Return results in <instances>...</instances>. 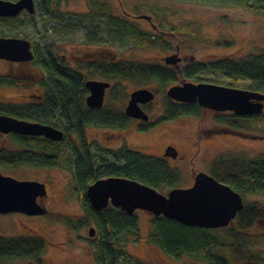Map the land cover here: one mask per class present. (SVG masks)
<instances>
[{"label":"rangeland","instance_id":"obj_1","mask_svg":"<svg viewBox=\"0 0 264 264\" xmlns=\"http://www.w3.org/2000/svg\"><path fill=\"white\" fill-rule=\"evenodd\" d=\"M97 5L107 7L106 13L100 14L93 9ZM124 11L132 16L126 17L129 20L126 19V24L122 25L126 29H120V26L112 22V15H126ZM141 14L148 15L149 18L139 17L138 15ZM132 23L151 31L155 37L161 35L162 39L172 44V48L163 50L159 46L145 47L139 45L130 36H122ZM152 23L157 26V29L152 28ZM171 25L175 30L170 29ZM169 31L173 35L168 34ZM0 35L25 37L30 41L34 54V58L26 63L0 59V74L5 77L4 85H0V101H22L27 93L43 91L39 82L42 77L39 61L48 52L59 57L64 55V62L68 65L81 63L78 62L80 60L89 61L101 57L161 63L162 56L174 50V46L177 45V51L180 54L192 57L193 62L204 64L200 72L188 79L211 80L243 87L247 84L244 78L224 76L216 69H210L207 64L225 56L261 51L264 48V11L253 12L244 6L213 5L180 0H59L57 7L48 8L47 12L36 10L34 15L30 16L22 11L13 20L9 18L6 21H0ZM194 35H197L198 39H195ZM86 36L93 38V41H87ZM212 40L228 41L230 44L215 45ZM9 77L12 80L17 79L16 83L18 79H29L32 84L30 86H22L21 83L9 84L7 80ZM94 78L109 82V87L105 90L107 95L111 86L118 87L117 100L110 104L105 96L104 105L116 109L123 108L128 93L133 88L146 86L155 93V97L147 107L148 113L156 119L163 111V97L169 82L162 85L157 81H148L137 85L131 80H121L115 84L113 80L100 76ZM54 115L49 121L64 129L65 134L63 141L52 144V148L59 154L57 156L52 151L56 155L53 157V165L0 166L3 172L16 178L36 179L43 182L47 187V196L44 201L48 204V213L32 215L23 212L0 213V235H38L43 238L45 248L55 245L68 250L69 255L66 257L60 254L56 257V251L49 248L44 254L56 259L53 264H77L74 261V255L87 253L91 242L84 238L87 236L86 231L70 232L68 228L66 230L63 227L61 221L57 220L62 217V214L72 216L84 212L81 207L82 196L75 189L74 179V157L77 149L81 147V140L77 131H67L57 113ZM197 123L196 117L192 115L159 121L145 131L135 127L134 119H131L123 129L88 123L83 127L81 138L84 144L87 141L85 146L90 155H101L106 158V163L112 162V150L121 146L162 157L159 154L161 148L165 144L173 145L181 155L176 158H163L169 166L179 172V180L175 183L177 187H185L192 182L193 167L194 170L208 172L210 160L219 154H237L248 158L264 156V113L250 122L253 124L252 128L237 130L229 128L227 131L204 137L201 140L199 154L193 155L191 152L194 144L191 140L194 139L197 142L195 136L193 137ZM0 147L9 150L22 148L8 134L0 136ZM109 149L110 152H108ZM114 164H120V162L114 161ZM162 193L165 192L162 191ZM242 197L244 202H255L258 207L259 215L249 231L258 235L255 236V241L263 249L264 256V195L244 194ZM134 213L137 215L139 237L135 234L126 237L123 231L111 236L115 246L124 245V252L115 253V264H208L187 255L177 258L165 253L159 246L145 242L144 236L149 228L151 214L142 209H135ZM72 221L75 225L76 220ZM69 225L72 224L69 223ZM58 240H65V243H55ZM82 258L88 257L80 256V259ZM255 264H264V261Z\"/></svg>","mask_w":264,"mask_h":264},{"label":"trees","instance_id":"obj_2","mask_svg":"<svg viewBox=\"0 0 264 264\" xmlns=\"http://www.w3.org/2000/svg\"><path fill=\"white\" fill-rule=\"evenodd\" d=\"M34 1L35 12L36 10L47 12L48 8L52 7L55 9L59 0H43V4H41V0ZM180 1L244 6L253 12L264 11V0ZM91 4L93 5V2ZM93 9L100 14H104L108 8L97 5ZM34 13L29 15L33 16ZM124 13L126 14L123 15L125 17L112 15V22L118 25V27L120 26V29H126L122 25L126 24V21L129 20L126 17L132 16L125 11ZM9 18L13 20L15 16H0V21H6ZM151 26L157 29V26L153 23ZM170 29H174V26L171 25ZM168 34H172L171 31ZM154 35L151 31L140 28L134 23L122 33V36H130L139 45L145 47L159 46L163 50L172 48V44L170 45V43L162 39L161 35H156V37ZM193 37L198 39L197 35ZM86 40L93 41V38L86 36ZM212 43L215 45L230 44V42L222 40H212ZM54 58L59 59L58 56L48 52L39 61V67L42 70V77L39 79V82L43 87L41 99L35 102L0 101V112L18 118L49 123L54 126L56 125L49 120L57 113L58 118L63 121L64 128L67 131H77L81 140V147L77 149L74 157V179L75 189L81 193L85 212L87 214L90 211L101 213L103 221L109 223L113 234L123 231L126 237L134 234L139 237L137 215L134 211L128 214L112 205L103 207L100 210L91 208L86 196V186L99 177L108 175L124 176L141 181L160 192L166 193L170 188L177 187L175 183L179 180V172L177 169L169 166L165 158L132 150L127 146H121L113 150V161L110 163H106L105 161L100 162L96 157L90 155L87 146H85L81 138L84 125L92 122L98 125H108L123 129L134 118L127 116L123 108H111L104 104L97 108L88 107L84 100L88 92L84 85V80L100 76L113 80L115 84L121 80H131L137 83V85L148 81H157L159 84L165 85L168 82L190 80L188 78L200 72L204 64L202 62H192L183 67L181 74H179V71L175 68L164 67L160 63H147L132 59L115 60L113 58H99L78 63L77 70H73L61 63H56ZM207 66L210 69H219L220 71L229 73L230 76L242 77L247 81V84L243 85V88L264 93V48L257 53L234 54L230 57H221L210 61ZM81 70H85L86 72L83 73ZM4 80L5 77L0 76V83H4ZM7 80L10 82L9 84L12 83L13 85L21 83L22 86H30L32 84V81L29 79H18V83H16L17 79L12 80L10 77ZM190 81L197 82L200 80ZM118 92L116 85L110 87L109 94H106L110 104H113L117 100L119 97ZM163 98L164 107L162 113L154 121H146L142 125H139L138 129L147 130L159 121L173 119L180 115H192L199 119L197 125L199 132L208 130L209 133H220L224 130H229V128L234 130L252 128L253 124L250 122L261 115L243 116L234 114L233 112H209L208 109L200 107L196 102L176 103L171 102L166 95ZM64 134L65 132L63 131V136L57 141L43 136L11 134L10 136L14 138V142L22 146L23 149L9 150L0 147V166L16 167L19 165H31L43 167L53 165V157L59 156V154L56 149L52 148V144H58L60 141H63ZM49 150L55 152L56 155L48 153ZM101 160L103 161V157ZM114 161H119L120 164H114ZM208 173L217 180L231 186L241 196L244 194L264 195L263 155L248 158L237 154L222 153L210 160ZM258 215L256 203L244 201L243 207L237 211L232 221L227 226L217 228H201L183 224L163 215L151 214L149 228L144 236V240L149 244L159 246L165 253L177 258L187 255L208 264L260 263L264 261L263 249L255 241V236L258 235L252 234L249 231V228L254 226ZM66 221L72 224V226L74 225L71 219H67ZM84 221L86 222V220H76L75 225L85 223ZM112 244L115 245V242L103 240L100 243V251L103 252L102 264H115V253L124 252V245H117L112 249ZM44 247V240L38 235H0V256L33 257L43 251Z\"/></svg>","mask_w":264,"mask_h":264},{"label":"water","instance_id":"obj_3","mask_svg":"<svg viewBox=\"0 0 264 264\" xmlns=\"http://www.w3.org/2000/svg\"><path fill=\"white\" fill-rule=\"evenodd\" d=\"M22 11L35 12L34 0H0V16L13 17ZM139 17L149 18L141 14ZM0 58L8 61H29L33 58L30 41L20 36L0 35ZM164 62L177 63V49L164 55ZM88 90L85 103L88 107H100L109 82L87 78ZM165 95L175 101L197 103L215 111L230 110L237 115H253L262 111L264 93L243 87H235L208 81L182 80L169 85ZM154 92L148 87H136L128 93L124 113L132 118L148 119L140 104L150 103ZM0 132L22 135H42L51 140H60L63 130L49 123L18 118L0 113ZM175 157L176 150L167 146L163 153ZM45 184L36 179H18L0 172V213L23 212L28 215L42 214L46 208L37 201L45 195ZM86 196L94 208L110 203L130 214L142 209L153 215H163L187 225L201 228L227 226L243 207L240 193L228 184L217 180L205 171H196L192 183L186 187H173L166 193L156 190L136 179L124 176L99 177L86 186ZM92 227L89 228L91 235Z\"/></svg>","mask_w":264,"mask_h":264},{"label":"flooded vegetation","instance_id":"obj_4","mask_svg":"<svg viewBox=\"0 0 264 264\" xmlns=\"http://www.w3.org/2000/svg\"><path fill=\"white\" fill-rule=\"evenodd\" d=\"M177 49V45H176V48H174V50H176ZM174 50H171V51H169L168 53H166V54H169V53H172V52H174ZM165 54V55H166ZM177 55L180 57V60L177 62V63H172V64H170V63H166V62H164V60H163V58H162V61H161V65L162 66H164V67H168V68H175V69H177L178 71H179V74H181V70H182V68L183 67H185V66H187L188 64H190V63H192L193 62V59H192V57H188V56H186V55H182V54H180L178 51H177ZM59 57V56H58ZM163 57V56H162ZM111 58H113V57H111ZM0 59H2V58H0ZM55 59V58H54ZM97 59H99V58H97ZM100 59H104V58H100ZM106 59V58H105ZM108 59H110V58H108ZM4 60V59H3ZM56 61V63L58 62V63H61V64H63L65 67H67V68H69V69H73V70H77V64L75 63V65H73V64H71V65H68L67 63H65L64 62V55H62V56H60L59 57V59H55ZM89 61H91V60H89ZM17 62V61H16ZM78 62H82V63H84L85 61L84 60H80V61H78ZM17 63H26V61H22V62H17ZM218 72H221L224 76H230V74L229 73H226V72H224V71H220L219 69H216ZM83 73H85L86 71L85 70H81ZM0 76H4L3 74H0ZM90 78H94V77H90ZM87 79V78H86ZM85 79V80H86ZM95 79H97V78H95ZM84 80V81H85ZM200 81H203V80H200ZM204 81H208V82H214V83H219V84H223V83H221V82H216V81H211V80H204ZM177 82H179V81H173V82H169L170 84H168V85H171V84H174V83H177ZM5 83V82H4ZM4 83H1L0 85H4ZM224 85H227V84H224ZM41 90H43V87H41ZM152 90V89H151ZM153 91V90H152ZM154 92V91H153ZM42 93H43V91L41 92V93H27L26 95H25V98L22 100V101H24V102H35V101H37V100H40L41 99V97H42ZM88 93V92H87ZM86 96V95H85ZM105 96H106V93L104 94V99H103V102H104V100H105ZM154 97H155V93H154ZM170 99V98H169ZM84 100H85V97H84ZM170 101L171 102H176V103H193V102H196L197 103V101H191V102H181V101H175V100H173V99H170ZM3 102H7V101H3ZM151 103V102H150ZM150 103H142V104H140V106H141V108L148 114V119H146V120H142V119H140V118H134V125H135V127L136 128H138V126L139 125H142L144 122H146V121H154L155 119L148 113V111H147V107H149V104ZM198 104V103H197ZM199 105V104H198ZM200 106V105H199ZM201 107V106H200ZM123 108H124V106H123ZM203 108V107H202ZM205 109H208L209 111H214L215 112V110H211V109H209V108H205ZM217 112H232V111H230V110H224V111H217ZM0 113H2V112H0ZM264 113V103H263V108H262V111L260 112V113H258V114H263ZM180 116H183V115H180ZM176 117H178V116H176ZM175 117V118H176ZM196 121L198 122L199 121V119L196 117ZM90 123H92V122H90ZM88 124V123H87ZM128 125V124H127ZM197 125H198V123H197ZM196 130V131H195ZM195 130H194V134H193V137L195 136V140H197V142H195L194 141V139H192L191 141H192V143L194 144V146H193V150H192V152H191V154H199L198 152L200 151L199 149H200V145H201V140L204 138V137H210L211 136V134H213V133H209V131L207 130V131H198V126H196V128H195ZM64 131V130H63ZM145 131V130H144ZM225 131V130H224ZM11 135V134H15V133H11V132H8V133H3V132H0V136H5V135ZM18 135H22V134H18ZM207 135H209V136H207ZM40 136H42V135H40ZM86 143H87V141H86ZM85 143V144H86ZM167 146H173V145H167V144H165L162 148H161V150H160V155H162V157H169V156H166V155H164L163 153H164V151H165V148L167 147ZM196 146V147H195ZM174 147V146H173ZM175 148V147H174ZM198 148V149H197ZM21 149H23V147L21 148ZM118 149V148H117ZM116 150V149H115ZM175 150H176V155H175V158L176 157H178V156H180L181 154L179 153V151H178V149H176L175 148ZM111 150L109 149L108 150V152H110ZM195 151V152H194ZM112 152H113V150H112ZM48 153H51V154H53L52 152H51V150H49V152ZM186 154V153H185ZM190 154V155H191ZM93 157H96L98 160H100V162H104L105 161V157H103V161L101 160L102 159V156L101 155H98V156H93ZM111 157H113V155H112V153H111ZM172 158H174V157H172ZM95 159V158H94ZM96 159V160H97ZM113 161V160H112ZM29 166H31V165H29ZM48 166H51V165H48ZM35 167H37V166H35ZM43 167H46V166H43ZM197 170H194V167L192 168V177H193V173H195ZM0 172L2 173V174H6V175H11V174H9V173H5V172H3L2 171V169H0ZM208 173V172H207ZM11 176H13V175H11ZM108 176H112V175H108ZM14 177V176H13ZM104 177H107V176H104ZM16 178V177H15ZM19 179V178H18ZM192 183V182H191ZM191 183H189L187 186H189V185H191ZM186 187V186H185ZM45 188H46V193H45V195H43V196H41V197H38L37 198V201L40 203V204H42L45 208H46V212L45 213H43V214H47L48 213V204H46L45 203V201H44V199H46V196H47V187L45 186ZM64 199H65V195H64ZM87 200H88V198H87ZM89 201V200H88ZM89 205H90V207L91 208H93V209H96V210H100L101 208H103V207H101V208H94L91 204H90V202H89ZM108 205H111L110 203H108L106 206H108ZM105 206V207H106ZM81 207H82V209L84 210V212H81L80 214H78V215H72V216H74V217H72L71 215H68V214H62L61 216L62 217H60L59 218V220H57V221H61L62 223V225H63V227L64 228H66V230H68V231H70V232H78V231H86V235L87 236H84V238L86 237V239H87V241H90L91 242V244H90V246H88V252L87 253H82V255H74V257H75V262L77 263V264H102V262H101V259H102V254H103V252H101L100 251V247H99V245H100V243L103 241V240H105V241H107V242H111V241H113L112 239V235H113V232H112V229H111V227H110V225H109V223H107V222H104L103 221V217H102V214L101 213H93V211H90L88 214L85 212V206L83 205V203H81ZM67 219H71V220H78V221H80V220H86V222L85 223H80L79 225H69V223H67ZM33 227V226H32ZM90 227H92L93 229H92V234L90 235L89 234V228ZM68 228V229H67ZM25 235H35V234H25ZM25 235H17V236H25ZM109 235H111V236H109ZM104 236H105V238H104ZM107 237H109V238H107ZM50 242H52V241H50ZM55 243H65V240H58V241H56ZM112 246V249H114L115 248V245L114 244H112L111 245ZM49 248H52L53 250H55L56 251V257H59V254L60 255H63V256H67V255H69V253H68V250H66V248H58V247H56L55 245H52V246H49V247H47V248H45L44 247V249H43V251H41L39 254H37L36 256H33V257H14V256H4V255H2V256H0V264H53L54 263V261L56 262V259H54V257H53V259L52 258H50V256H48V255H45L44 253L46 252V251H48L49 250ZM80 256L81 257H88L87 259H84V258H82V259H80Z\"/></svg>","mask_w":264,"mask_h":264}]
</instances>
